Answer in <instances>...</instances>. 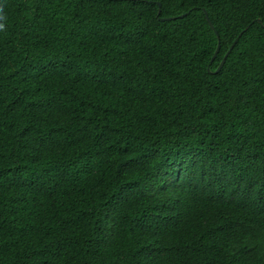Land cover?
I'll return each mask as SVG.
<instances>
[{
  "label": "trees",
  "instance_id": "1",
  "mask_svg": "<svg viewBox=\"0 0 264 264\" xmlns=\"http://www.w3.org/2000/svg\"><path fill=\"white\" fill-rule=\"evenodd\" d=\"M0 7V264H264V0Z\"/></svg>",
  "mask_w": 264,
  "mask_h": 264
},
{
  "label": "water",
  "instance_id": "2",
  "mask_svg": "<svg viewBox=\"0 0 264 264\" xmlns=\"http://www.w3.org/2000/svg\"><path fill=\"white\" fill-rule=\"evenodd\" d=\"M158 4H159V6H161L160 3H158ZM185 16H186V15L184 14V15L180 16V18L185 17ZM206 17H207V19H208V21H209V24H210L211 28L215 30V27H214V25L212 24V22L209 20V17H208V14H207V13H206ZM173 19H175V18H164V19H162V20H173ZM258 22H259L261 25H263V22H262L260 19H258ZM263 26H264V25H263ZM218 40H219V44H218L217 50H216V52H215V54H214L213 60L216 58V56H217V54L219 53V50H220V38H219V36H218ZM235 44H236V41H235V43L233 44L232 48L229 50V52H228V53L225 55V57L223 58L221 64L219 65V67H218V69H217V71H216L215 73H219V72H220V70L222 69V67H223L224 64L226 63V60H227L228 56L230 55V53H231V51H232V49H233V47H234ZM213 60H212V61H213Z\"/></svg>",
  "mask_w": 264,
  "mask_h": 264
},
{
  "label": "clouds",
  "instance_id": "3",
  "mask_svg": "<svg viewBox=\"0 0 264 264\" xmlns=\"http://www.w3.org/2000/svg\"><path fill=\"white\" fill-rule=\"evenodd\" d=\"M0 13H3V8L0 7ZM5 19V16L0 14V20H4ZM4 30V25L3 24H0V31Z\"/></svg>",
  "mask_w": 264,
  "mask_h": 264
}]
</instances>
